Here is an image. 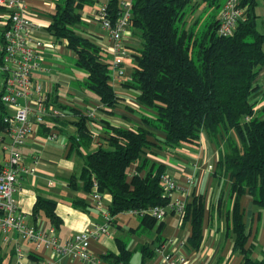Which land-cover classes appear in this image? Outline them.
Returning a JSON list of instances; mask_svg holds the SVG:
<instances>
[{"label": "trees", "instance_id": "obj_1", "mask_svg": "<svg viewBox=\"0 0 264 264\" xmlns=\"http://www.w3.org/2000/svg\"><path fill=\"white\" fill-rule=\"evenodd\" d=\"M119 1L107 2L111 18L119 11ZM198 2L209 8L220 5V0H131L128 28L132 36L137 34L141 46L132 54L129 81L120 86L135 93L138 108L124 107L139 115V126L125 129L104 123L101 144L81 155L80 148H88L91 143L88 119L57 105L52 96L48 101L76 116L71 123L75 136L69 137V149L82 156V190L89 193L94 183L99 194H108L110 218L129 210L166 207L170 198L160 184L163 167L149 162L145 155L151 149L197 146L203 132L219 150L215 173L229 182L231 208L224 215L226 232L232 239L231 251L242 257L243 264H264V258L250 257L254 245H247L240 208V198L249 196L262 214L264 225V108L252 114L255 99L263 92L256 78L264 66V33L256 29V0H241V5L246 6L245 20L225 38L215 33L217 15L207 16L200 30L196 29V20L187 28L185 22L176 25L184 9L192 11ZM86 3L56 2L49 12L46 32L54 42L64 43L74 55V66L85 73L82 80L75 82V88L92 94L100 110L110 114L122 105L110 83V65L102 61V49L89 36L75 31L81 23L78 12ZM246 116L250 119L245 122ZM156 134L162 135L161 141L156 140ZM67 185L75 188V178L69 179ZM53 207V201L37 198L32 214L42 212L56 227L58 218ZM203 211L202 197L191 195L185 203L181 225L189 226L185 244L193 251L202 241ZM221 213L219 210L218 215ZM138 221L141 232L154 226L159 230L161 224L147 215L138 217ZM150 246H139L141 264L154 255ZM116 248V255L106 253L100 258L112 264H128L131 253L125 244L116 239ZM12 255V249L0 254V264H9Z\"/></svg>", "mask_w": 264, "mask_h": 264}, {"label": "crops", "instance_id": "obj_2", "mask_svg": "<svg viewBox=\"0 0 264 264\" xmlns=\"http://www.w3.org/2000/svg\"><path fill=\"white\" fill-rule=\"evenodd\" d=\"M58 1L21 0L24 12L32 24L30 35L41 44L37 49L39 67L31 74V78L33 83L41 88L47 100L49 96H52L57 105L64 106L66 109H73L78 115L88 119L86 126L91 134V143L88 148H80L81 155H85L94 150L98 144H101L102 135L106 131L104 123L111 127L125 129L139 126V115L124 107L127 106L136 110L138 106L135 102V93L122 89L120 86L122 82L129 81V78L127 80L121 79L118 84L111 85L122 105L111 110L110 114L103 113L96 98L93 95L94 98H92L87 92L75 88V83H72L70 89H67V81L63 79L60 71L64 69L65 58L68 59L73 54L65 48L64 43L54 42L46 32V27L49 24V12L53 10ZM99 1L95 0L98 4ZM86 2L85 5L89 7L86 16L91 17L95 7L94 1L86 0ZM80 22L82 23L81 17ZM81 29L86 31L94 43L100 47L99 41L105 37V34L102 36L93 29L88 30L86 27ZM131 36L129 28L126 29L122 37L123 47L129 44ZM72 57L74 59V56ZM83 75L85 76V73ZM256 83H262L264 87V70L261 69L259 72ZM59 88H63L66 94H59ZM262 91L263 95L264 90ZM48 103L50 104L49 101ZM56 104L50 105L67 114V118L62 120L65 124L45 121L43 127L40 126L34 135L25 140L21 153L24 155V164L31 169V173L25 175L18 182V186L12 193V199L18 210L25 215V223L30 227L40 229L52 226L42 212H38L36 216L32 214L35 201L37 198L53 201V213L58 218V223L56 227L52 228L59 241L69 240L77 234L91 230L94 225H102L104 217H106L109 220L107 234L99 235L90 240L87 250L92 256L100 260V264H112L109 260L100 258L106 253L117 254L116 239L118 238L111 235L109 230L114 228L116 233L125 231L132 235L135 231H140L138 217L121 213L135 218L137 220L135 223H132V219L129 217L118 219L120 214L110 218L107 214V206L110 202L109 195L100 194L99 203L96 204L89 198V193L82 190V183L79 181L82 156L69 149V137L75 136L74 127L71 123L76 121V116H73L68 110L59 109ZM45 129L47 130L45 131ZM50 133L53 134L54 138L49 141L45 136ZM155 138L157 141H161L163 137L156 134ZM218 152L219 150L201 132L197 146H181L176 150L167 149L165 151L151 149L145 155V159L149 162L162 166L163 173L172 179L179 188L185 187L184 180L186 177H192L193 184L189 194L182 193L180 189L173 191L170 195V202L175 199H183L188 202L191 195L201 196L203 199L202 241L196 251L189 249L185 244V239L189 235L188 224L181 225L176 214L165 211V216L170 215L166 223L169 221L171 223L173 216L176 219V226L171 234V240H169L173 242V245H167L165 252L172 250L175 254L186 257L192 264H243L242 257L231 251L232 239L226 232L224 213L230 210L231 200L228 197V180L215 173ZM72 153L81 159L77 173L72 167V163L69 162ZM71 178L76 180L75 188L67 185ZM240 208L243 213L244 229L248 235L247 245L249 243L254 245L250 257L252 259L264 258L263 216L253 206L251 198L247 195L240 198ZM219 210L222 213L218 215ZM160 223L159 230H156L155 227L157 233L163 228L164 217ZM158 243L162 244L164 241H160L158 237H154L152 240L146 238L136 241L130 240L129 244H125V249L131 253L128 264H141L139 246L148 244L154 248ZM19 245L23 253L22 264H85L76 258L56 255L50 249L35 250L33 245L23 242H20ZM6 249L5 252L7 253L9 249L8 247ZM1 251L2 249H0V254H2ZM150 259L154 260V255ZM14 260V255H12L9 264L14 263Z\"/></svg>", "mask_w": 264, "mask_h": 264}, {"label": "built area", "instance_id": "obj_3", "mask_svg": "<svg viewBox=\"0 0 264 264\" xmlns=\"http://www.w3.org/2000/svg\"><path fill=\"white\" fill-rule=\"evenodd\" d=\"M195 2L197 0H190ZM108 0H101L92 11L91 18L97 21L105 32L113 55L110 64V83L118 84L122 77L121 57L124 55L122 37L128 28L131 0H120L119 11L115 18H111L107 8ZM246 6L241 0H220L215 33L219 37H228L235 26L245 20ZM264 27V22H263ZM32 24L24 12L21 0H0V238L4 244H10L14 255V263L22 264L23 253L20 242L33 245L34 249H50L54 254L68 258H76L85 264H100L97 257L88 250V242L99 235L107 234L109 220L104 217L102 225H94L91 230L82 232L66 241H59L52 227L46 229L33 228L25 223V215L21 213L12 193L18 182L31 169L24 164L21 148L29 136L36 133L45 121H62L67 118L64 111L55 109L48 103L41 88L33 83L31 74L39 67L37 49L40 42L30 35ZM264 108V96L257 97L252 106V114ZM248 121L250 116L243 118ZM47 140L54 138L53 134H46ZM160 184L170 198L173 191L179 190L189 194L193 184L192 177H186L185 187L179 188L175 182L164 173L160 176ZM89 198L99 203L100 194L96 185L92 183ZM185 201L175 199L166 207H152L147 210H129L125 212L131 216L147 215L157 223L165 216V211L177 215L181 223ZM172 241L154 247V260H147L144 264H192L186 257L175 254L172 250L165 252Z\"/></svg>", "mask_w": 264, "mask_h": 264}, {"label": "rangeland", "instance_id": "obj_4", "mask_svg": "<svg viewBox=\"0 0 264 264\" xmlns=\"http://www.w3.org/2000/svg\"><path fill=\"white\" fill-rule=\"evenodd\" d=\"M93 1H94L93 5L95 6L94 7V9H95L98 6V3L95 2V0H93ZM100 2H101V0L99 1V3ZM190 3H192V1H190ZM87 6L88 5H84L80 9V11L78 12L81 19H82V23L79 24L78 26H75V31L77 33L83 35V36H89V34L86 31H83L81 29L82 27H86L88 30L93 29V31L100 33L103 36L105 34V32L101 29L99 23L97 21L93 20L91 17L86 16V11H88V8H89ZM217 13H218V8H214V7L209 8V7H206L205 4L198 2V5L192 11H189V9H187V8L184 9L183 17L181 18L180 23H177L176 25L180 26L181 23L185 22V28H187L196 20L197 21L196 29L200 30V29H202V25H203L204 21H206L207 16L217 15ZM254 13L256 15V21H255L256 29L260 33H264V27H263L264 0H256V7L254 9ZM83 22H85V23H83ZM92 22H93V24L91 25ZM104 36L105 37H103L99 41L100 47H101L102 52H103L102 53V61H104L110 65L112 60H113V55L109 52L110 45H108L109 43L107 42L106 34ZM140 46H141L140 39L137 37V34H136V35L131 36V38L129 39V44L125 45V47L123 48L124 55L121 57V62H122L121 70L123 72V77H122L123 80H127L129 78L131 68L133 65L132 54L135 53L136 50H139ZM263 51H264V44H263ZM72 56H74V55H72ZM72 56H69L68 59L65 58L66 61H65V65L63 67L64 69H63V71H60V72H62L61 75H62L63 79L65 81H67V89H70V86L72 83H75L76 81H80L84 77V75H83L84 73L74 66V59ZM262 70H264V66L262 67ZM257 85L260 89L264 90L262 83H258ZM58 93L59 94L64 93V95L66 94V92H64L63 88H59ZM87 94H89V93H87ZM90 95L92 96V94H90ZM92 98H94V97L92 96ZM184 146H187V145H184ZM69 162L72 163V167L75 169V171L77 173L79 170V167H80L79 163H81V159L77 158L72 153L69 157ZM128 217L129 216H126L124 214H120L118 216V219H120V218L126 219ZM169 217H170V215L164 216V222L165 223H164L163 228L161 229V231L159 233H157L155 231L156 226H154L151 230H148L147 232H141V231L137 230L132 234L133 236L131 234L126 233L125 231L116 233V230L114 228H111L109 230V233L113 236H116L124 244H126V243L129 244V241L132 239L135 241L140 240V239L142 240V238L152 240L154 237H158V239L160 241H164V243H165L166 241L171 240L170 239L171 234H172V232L176 226L175 216L172 217L171 223H170V221L166 223V221ZM129 218L132 219V223L137 222V220L135 218H133V217H129ZM6 247H8V249H11V246L9 244L2 243L1 238H0V249H2L1 253L5 252L7 250Z\"/></svg>", "mask_w": 264, "mask_h": 264}]
</instances>
